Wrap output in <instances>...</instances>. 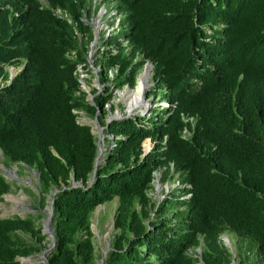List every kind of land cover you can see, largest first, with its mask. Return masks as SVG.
Returning <instances> with one entry per match:
<instances>
[{
    "label": "trees",
    "instance_id": "1",
    "mask_svg": "<svg viewBox=\"0 0 264 264\" xmlns=\"http://www.w3.org/2000/svg\"><path fill=\"white\" fill-rule=\"evenodd\" d=\"M90 1L0 0V151L6 167L37 172L41 208L52 198L47 264H98L91 219L115 199L100 264H264V0H115L130 50L113 55L105 41L93 56L117 73L110 85L99 75L105 93L91 103L77 75L89 68ZM146 61L149 98L161 103L107 123L112 89L134 87ZM74 110L113 136L98 164L97 138ZM159 171L183 189L155 203ZM10 188L0 176V198ZM223 234L236 237V257ZM46 243L31 219L0 218V264H22Z\"/></svg>",
    "mask_w": 264,
    "mask_h": 264
},
{
    "label": "rangeland",
    "instance_id": "2",
    "mask_svg": "<svg viewBox=\"0 0 264 264\" xmlns=\"http://www.w3.org/2000/svg\"><path fill=\"white\" fill-rule=\"evenodd\" d=\"M95 21V20H94ZM105 22L99 23L100 27H105ZM99 27V28H100ZM111 29V28H110ZM130 31V25L123 20L122 29L119 34V37H124ZM96 38L98 37L97 30H95ZM102 46V45H101ZM102 48H94L96 54ZM93 61L90 59L89 66L91 67L90 73L82 72L85 74L83 79L88 78L87 80L82 81V89L87 93L88 102H92L95 96H98L102 93H105V89L102 86V83L99 81L96 70L92 67ZM11 71L12 76L17 73V69L13 67H8V72ZM145 72L142 68L138 74H136V83L134 87L125 85L123 88H113L112 95L110 97L111 90L109 92V100L105 104V120L107 123L113 121H119L127 117H136L148 115L152 108L156 105H159L161 102L158 101L154 103V99L149 98V93L151 89L155 87L153 83V75L150 70L149 77L146 79L144 89L142 91V101L133 107L132 110H129V104L133 99L131 92L135 91L139 82L141 75ZM111 74V73H110ZM110 87V86H109ZM98 89V91L93 94L92 90ZM160 94L157 93V96ZM154 101V102H153ZM154 103V104H153ZM157 113V110H154ZM78 121L81 124H86L91 127L92 133L97 138V145L99 148L104 147L102 153L105 152L107 148H110L111 142L105 143V139L111 140L110 133H106V127L99 125L95 117H90L84 113V111H77ZM113 139V138H112ZM101 149H99V154ZM102 155V154H100ZM23 166V165H22ZM5 165L3 164V156L0 151V176H2L7 182L10 183V192L4 194L0 198V218H9L13 216H20L21 218L31 219L35 225L41 226L43 234L46 235V250L42 252H37L30 257L18 258L22 264H46V259L49 251L52 248L53 243V230H52V211H51V200L52 198H47V204L41 208L37 204L38 197V175L34 169L23 166V168H18L14 165L11 168L12 171H16L14 175L10 174L6 170ZM161 171L155 173L156 179L153 185V189L149 192L151 200L155 203H160L167 193L171 192L172 189L177 190L176 192H181L183 189L179 181L178 175L175 174L172 179H169L165 182L160 180ZM173 174V173H172ZM20 199L19 202L14 201L12 198ZM117 200L115 199L112 202H107L103 205H99L95 212L93 213L91 219V230L94 236V243L96 246V251H99V255L103 259L111 245L113 235L115 234L114 230V214L116 210ZM22 238L29 241V236L23 234ZM221 241L227 245L230 251L235 255L236 248L235 242L236 237L230 234H223L221 236ZM236 257V255H235ZM98 259L97 263L100 264L103 262ZM237 260V259H236ZM234 260L233 264H237V261Z\"/></svg>",
    "mask_w": 264,
    "mask_h": 264
},
{
    "label": "clouds",
    "instance_id": "3",
    "mask_svg": "<svg viewBox=\"0 0 264 264\" xmlns=\"http://www.w3.org/2000/svg\"><path fill=\"white\" fill-rule=\"evenodd\" d=\"M41 1H43V0H41ZM87 9H89V12L88 13L84 12V14L82 16V20L85 21V23L87 24V26L91 30V32H90L91 38L88 40V43H89V45H88L89 50H88V55H87L88 63L90 62L89 57L91 56L90 59L93 61L92 67L95 68V70H96L95 73H96L98 79H99V75L101 73H104L105 78L106 77L108 78V81L106 82V84L110 85L109 79L113 78L116 75L117 68L113 67L110 70H107V72H105L106 70L103 71L104 67H101V65H99V64L95 65L94 60H93V56L96 55V52H94V48H102L97 53V54H101V52H103L104 47L106 46L105 43L107 42V43H109V51L113 55L117 54L120 49H123L125 53L129 52L130 46H128L127 41L124 40V37L123 38L119 37V34L121 32V29H122V22H123V20H125L126 14L119 9L117 1H115V0H109V2H105L104 0H91L89 2V6L87 7ZM54 13L59 15V16L63 15V17L68 18V16L65 14V12L62 9L55 10ZM101 22H105V24H104L105 27H100L99 23H101ZM95 30H97V34H98L97 38H96ZM116 36H118V38H116ZM116 39L121 43V45L112 41V40H116ZM119 45L121 47H119ZM137 59H139L138 55L135 56V60H137ZM78 68H81L82 72H86V73H90V71H91L90 66L87 69H83L82 66H79ZM78 68H77V75L79 77ZM143 68H144V70H146V68H149V73H150V70L152 73L153 64L150 61H146L143 65ZM9 73H10V76L13 77L11 74V71H9ZM87 79L88 78H85L83 80L85 81ZM80 84H81V88H82V83L80 82ZM127 86H129V85H127ZM83 91L85 92V90H83ZM86 99H87V93H86ZM92 102H93V100H92ZM74 113H77V111L74 110ZM190 118H192V117H190ZM110 135H112V134H110ZM106 139H105V143H106ZM99 149H101L100 154H103L102 151L104 150V147L99 148ZM100 154L98 151L97 164H98V162L101 161L100 160V157H101ZM185 197H188V195H186ZM51 206H52V204H51ZM220 239H221V237H220ZM21 258H23V257H21ZM234 260H236V259H234ZM234 260H233V262H234ZM46 261H47V259H46ZM233 262H232V264H233ZM46 264H47V262H46Z\"/></svg>",
    "mask_w": 264,
    "mask_h": 264
},
{
    "label": "bare ground",
    "instance_id": "4",
    "mask_svg": "<svg viewBox=\"0 0 264 264\" xmlns=\"http://www.w3.org/2000/svg\"><path fill=\"white\" fill-rule=\"evenodd\" d=\"M149 74H150L149 68H146L145 72L141 75L139 79L136 90L131 92L133 99L129 104V110H132L133 107H135L137 104H139L142 101V91L144 89L146 79L149 77ZM9 172L10 174L14 175L16 171L14 172L10 169ZM10 198H12L14 201L17 202L20 201V199H16L14 197H10Z\"/></svg>",
    "mask_w": 264,
    "mask_h": 264
},
{
    "label": "built area",
    "instance_id": "5",
    "mask_svg": "<svg viewBox=\"0 0 264 264\" xmlns=\"http://www.w3.org/2000/svg\"><path fill=\"white\" fill-rule=\"evenodd\" d=\"M91 57V56H90ZM90 57H89V61H90ZM78 71H79V81L82 83V80H83V76L85 75V74H83V76H82V69L81 68H78ZM187 120H189L190 122H193V119L192 118H188ZM186 132V129L184 130V133ZM111 137V139L113 138V136L112 135H110Z\"/></svg>",
    "mask_w": 264,
    "mask_h": 264
},
{
    "label": "water",
    "instance_id": "6",
    "mask_svg": "<svg viewBox=\"0 0 264 264\" xmlns=\"http://www.w3.org/2000/svg\"><path fill=\"white\" fill-rule=\"evenodd\" d=\"M6 170H10V169H8L7 167H4ZM53 203V201L51 200V204ZM51 211H52V207H51ZM52 214H53V212H52ZM52 230H53V226H52Z\"/></svg>",
    "mask_w": 264,
    "mask_h": 264
}]
</instances>
